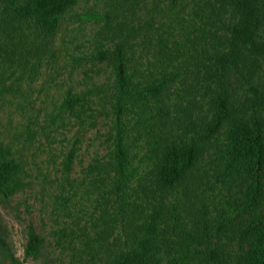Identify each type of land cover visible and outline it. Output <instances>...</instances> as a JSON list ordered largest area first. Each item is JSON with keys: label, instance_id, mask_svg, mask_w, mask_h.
Wrapping results in <instances>:
<instances>
[{"label": "rangeland", "instance_id": "374dc122", "mask_svg": "<svg viewBox=\"0 0 264 264\" xmlns=\"http://www.w3.org/2000/svg\"><path fill=\"white\" fill-rule=\"evenodd\" d=\"M235 1L80 0L45 33L17 17L31 0H0V164L11 163L18 178L0 191V264H115L122 253L138 255L136 264L173 256L205 264L214 248L215 264L242 263L249 247L234 232V203L248 183L228 150L238 120L264 123V104L251 91L264 88V70L246 56L251 72L236 70ZM256 1L260 20L264 0ZM120 44L139 87H164L159 99L127 106L123 184L112 161L113 60L100 58ZM223 73L233 121L183 183L163 188L157 163L212 119ZM67 99L78 102L67 108ZM31 232L43 242L28 256Z\"/></svg>", "mask_w": 264, "mask_h": 264}, {"label": "trees", "instance_id": "16d2710c", "mask_svg": "<svg viewBox=\"0 0 264 264\" xmlns=\"http://www.w3.org/2000/svg\"><path fill=\"white\" fill-rule=\"evenodd\" d=\"M79 1L31 0L28 5L18 10L17 17L32 21L42 32L55 33L59 28L60 18ZM256 2V0H236L234 3L238 20L231 28V39L236 45L233 55L238 59L236 60L238 63L236 70L240 68V65L243 73H249L252 70L246 63V57L253 59L258 68L264 70V9L263 17L260 20L256 19L257 12L262 10ZM228 55L233 56L232 54ZM100 58L113 60L115 136L112 161L119 183L123 184L128 179L131 165L123 126L127 106L130 103H146L153 99H159L163 94L164 87L154 83H150L144 88L139 87L134 81V76L129 72L124 46L121 44L116 46L113 56L109 57L102 53ZM223 74L224 76L221 75L222 80L218 81V85L223 90L217 93V97L211 103L212 119L202 126L198 137L191 143L172 144L166 147L161 161L157 163L155 174L163 188L170 189L183 183L196 166L205 147L213 143L221 131L233 121L232 97L228 93L232 82L225 73ZM251 91L264 104V88L258 90L256 87H252ZM77 102L78 100L67 99L64 106L71 108ZM233 130L234 137L228 150L230 164L235 162L245 165L248 183L246 189L241 193V200L234 203L236 220H239L241 225L234 232L238 234L239 245L249 247L244 251L241 262L243 264H264V214L262 213L264 209V123L257 117L247 121L238 120ZM72 160L73 153L69 155L68 163L70 164ZM17 179L11 163L0 164V191L2 193L5 194L8 188L16 186ZM204 216L205 211L201 214V217ZM232 220L234 219L228 220V228L232 225ZM247 220L248 225L244 224ZM223 226L227 227L226 224ZM204 238H206V244L211 245L209 235L205 234ZM42 242L37 234L31 232L26 254L28 256L35 255ZM208 252L209 258L205 264H215L219 258V250L214 248ZM118 257L115 264H136L139 261L138 255L132 256L129 253H122ZM182 260L181 257L173 256L168 264H183Z\"/></svg>", "mask_w": 264, "mask_h": 264}]
</instances>
